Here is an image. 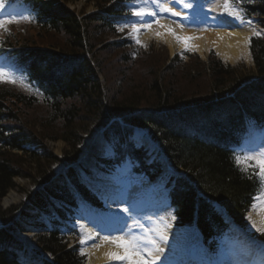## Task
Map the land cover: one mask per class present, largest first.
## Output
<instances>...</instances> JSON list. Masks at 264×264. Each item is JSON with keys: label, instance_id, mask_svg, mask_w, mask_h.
<instances>
[{"label": "trees", "instance_id": "1", "mask_svg": "<svg viewBox=\"0 0 264 264\" xmlns=\"http://www.w3.org/2000/svg\"><path fill=\"white\" fill-rule=\"evenodd\" d=\"M70 1L4 0L5 6L31 5L35 16L0 30V57L11 62L13 75L18 71L12 70V63L18 66L25 83L36 82L44 96L40 101L27 93L18 80L0 81V198L15 187L13 178L35 183L52 175L50 165L59 160L44 147V139L70 144L62 156L66 162L72 160L73 151L77 154L81 134L121 118L146 128L170 164L184 171L183 177L174 179L170 196L180 226L196 221L202 235L210 239L221 224L210 204L215 200L244 227L259 182L255 174L234 166L220 147L225 138L234 140L239 130L230 123L228 115L233 111L240 110L250 121H263L264 104L258 99L264 92V39L254 38L250 45L257 81L241 88L250 74L225 67L213 56L206 63L194 57V66L192 57L186 63L174 56L167 63L164 56L158 65L144 62L153 57L150 52L157 53L153 49L147 53L129 41L107 42L105 36L116 34L113 18L127 13L123 3L137 0H86L97 12L82 18L66 10L64 5ZM253 1L251 13L264 15V0ZM232 94L234 99H228ZM193 104L198 107L193 109ZM222 115L227 116L218 121ZM110 129L120 127L113 121ZM31 146L41 148L43 154L26 149ZM44 159L50 164H42ZM12 212L1 213L4 222ZM259 238L264 239V234ZM40 243L53 254L54 264H83L55 234L40 238ZM6 247L0 238V264H16Z\"/></svg>", "mask_w": 264, "mask_h": 264}, {"label": "bare ground", "instance_id": "2", "mask_svg": "<svg viewBox=\"0 0 264 264\" xmlns=\"http://www.w3.org/2000/svg\"><path fill=\"white\" fill-rule=\"evenodd\" d=\"M172 5L179 13H183L185 11V8H180L176 2L170 4V6ZM211 5L214 7L213 9ZM140 7L147 8L142 2L132 5V8L135 10ZM210 7L211 11H220L219 6L216 4L214 5L212 2L210 3ZM154 12L158 13L156 17H145L144 19L154 20V22L159 19V23H156L150 28H146L142 25L139 26V31L136 34L142 38V41H150V38L152 37L161 43L164 42L171 55H173L176 50L188 49L190 51L197 52L202 59H205L208 51L212 50L222 62H226L228 64L235 63L242 58L245 61H248L249 50L247 38L252 35L253 29L242 27L241 22L235 23L234 21L223 19L226 22V26H221L219 23L221 18H217L218 16L213 13V17L215 18V29L199 31L198 29L194 30L193 28H182L179 24L171 22L169 20V16L166 15L167 12H161L158 8L154 9ZM161 25H163V27H161ZM156 29L158 32L155 31ZM169 30H171V32H169ZM177 37H187L191 39L186 41L182 39L178 42ZM186 44L188 45L187 47L185 46ZM197 107V104L192 105L193 109H196ZM141 152L143 153L142 150ZM141 152L139 151L138 155H141ZM126 170V166H123L122 169L113 173L110 177L100 176L99 178L103 179L96 183H103L109 188V190L116 191L118 190V179L126 174ZM134 190L135 192L127 188L123 190L120 196V206H123L125 201L130 198L135 200L136 195L140 198L149 197L147 210H150V213L148 215H151L153 221L158 222V217L166 209L165 196L167 195V192L158 189L156 190L151 187V183L146 180L143 181L141 186H136V189ZM107 195H109V193H107ZM19 200L20 197L17 194L12 191L9 192L3 199L1 205L2 209L11 207L12 204L17 203ZM135 205H139V203ZM146 213L147 211L138 213L137 217L140 220H143L142 223L147 226L150 220H148V215L145 218ZM81 215L80 224L82 226L83 237L85 240V244L81 249L82 252L87 255L86 264H120V262L117 261H109L107 254L110 252H119L121 250L117 249L113 244L105 242L101 239L99 232L95 231L92 226H88V219L90 218V215ZM130 216L132 217L130 214L126 216L125 213L123 215H119L114 212L113 219L110 220L109 218L107 221L97 220V222L103 226L104 231H115L118 227H120L119 223L123 222V220H127L128 222ZM118 217L121 219H117ZM254 219L257 227L264 226V212L259 214V216H254ZM148 233L151 235L150 238L154 239L155 242L163 248V254L160 256V260L157 261L156 264H177V262H180L183 259V253H178L179 247L175 246L180 245L176 242H179V240L182 239L183 234L179 233L175 226L167 228L159 224V226L152 227ZM161 235L167 236V241L161 239ZM90 236L92 237L91 239H89ZM175 249H177V251L174 253ZM182 262L184 264H197L196 260H194L191 255L189 256V259L185 261L182 260Z\"/></svg>", "mask_w": 264, "mask_h": 264}, {"label": "rangeland", "instance_id": "3", "mask_svg": "<svg viewBox=\"0 0 264 264\" xmlns=\"http://www.w3.org/2000/svg\"><path fill=\"white\" fill-rule=\"evenodd\" d=\"M150 0H143V3L146 5V7L148 8V3L147 2H149ZM160 1H162V2H160ZM215 1H217V2H215ZM214 2H213V4L215 5H218L219 7H220V11H217V12H215V11H211V7H212V5H211V7H210V3L212 2V1H209V3L207 4L208 6H206V7H209V8H207L206 10H207V18L209 19V17H213V13H215V15L216 16H218V18H222V19H229V18H232V19H234V20H237V19H235L234 17H232V16H229L225 11H224V8H223V4H224V2L222 1V0H215ZM154 2H155V4L157 5L159 2L160 3H164L165 1L164 0H154ZM185 4H189V5H191L192 3H191V1H189V0H185V1H183ZM180 6H181V4H179ZM184 5V4H183ZM182 5V7H184ZM73 8V10H75V11H77V12H81L82 13V11L83 12H85V14H91V13H93V11H94V8L92 7V5L91 4H86V2L84 1V0H78V2H75V3H70L69 4V8ZM181 8V7H180ZM185 8H187V10H189V9H191L190 7H185ZM214 7H212V9H213ZM231 9V8H230ZM132 10V9H131ZM176 11V10H175ZM177 12V11H176ZM4 14V13H3ZM3 14H0V15H3ZM14 14H16L15 12L12 14V15H14ZM5 15V14H4ZM240 16H242V14H240ZM214 18V17H213ZM244 18V17H243ZM139 26V25H138ZM258 29L255 31V30H253L252 31V33H254V34H256V35H258V36H261V37H263L264 36V29L262 30V29H260L259 27H257ZM155 31H157V29L155 30ZM158 32V31H157ZM258 33V34H257ZM50 36V39L52 38V39H54L55 41H57V42H59V38L58 37H56V36H54V35H52V34H50L49 35ZM129 36V35H128ZM113 40H116V39H114L113 37H111V38H109L108 39V41H113ZM143 43V45H142V47H145V48H147V46H150V49H153L155 52H157V53H152V52H150V54H152L153 55V57H151L150 59L149 58H145L144 59V62H147V63H155V64H160V62L162 61V59H163V57L164 56H166V59H168V58H170L171 57V53L169 52V50H168V48L166 47V45L164 44V42H159L158 40H155L154 38H150V41L149 42H142ZM145 45V46H144ZM185 50H187V49H185ZM184 49H182L181 51H185ZM181 51H178V52H180L181 53ZM188 52H190V50H187ZM149 52V51H148ZM147 52V53H148ZM177 51H174V53H176ZM190 53H194V52H190ZM211 53H213L212 51H209V54H211ZM208 54V55H209ZM214 54H215V52H214ZM154 55H156L157 57H154ZM215 56H217L216 54H215ZM194 57H197L198 58V60L200 61V62H202V63H205V62H207V58H208V56H206V58L205 59H202L201 57H199V55L196 53V55H194V56H192V60H194ZM153 61V62H152ZM187 62L186 63H189V61L188 60H186ZM198 61V62H199ZM249 61V62H248ZM248 61H245L243 58L241 59V60H238L237 62H235V63H230L232 66H236V67H239V72H245V73H252L253 72V70H254V65H253V63H252V61H250L249 59H248ZM194 62H197V60H194V61H192V66H194L195 64H194ZM185 63V64H186ZM223 64H225V65H228V63H226V62H223ZM166 66V65H165ZM190 68V67H189ZM163 70V69H162ZM156 71H158V69L156 70ZM0 72H3L2 71V69L0 68ZM4 73V72H3ZM102 78V77H101ZM104 80V79H103ZM105 81V80H104ZM109 85H114V84H110V83H108ZM21 113H23V111L21 110ZM96 129V128H95ZM105 129V128H104ZM91 131V130H90ZM89 131V132H90ZM85 135H87V134H81L80 136H81V143L80 144H82L83 142H85L84 143V145L86 144V142L87 141H85ZM134 138L136 139V137H133L132 139L134 140ZM84 139V140H83ZM62 140V139H61ZM61 140H59V141H57V142H54V143H48L47 145H46V147H47V149H49V152H52L53 153V155H55L56 157H58L57 159L59 160V163H61V160H60V158H61V156H62V154H63V152L65 153V151H67V152H69V149H67L66 147H68V144H66V142L64 143L63 141H61ZM83 140V141H82ZM88 140V139H87ZM110 142H112V143H115V146H116V144L119 142V139H118V141L116 142V138H112L111 140H110ZM140 144H142L143 142H139ZM79 144V145H80ZM70 145V144H69ZM79 145H77V149L79 148V149H84V145L83 146H79ZM137 145V144H136ZM139 146V145H138ZM32 147V146H31ZM34 148V147H33ZM36 149V152H38V149L37 148H35ZM76 149V150H77ZM80 150V151H81ZM153 150V149H152ZM75 152L76 151H73L72 153H73V159L75 158L74 156H75ZM152 158H153V160H160V157H161V155H160V157H159V155L158 154H154V152L152 151ZM260 154H262V152H259V151H257V153H255L254 155H256V156H259ZM244 157V156H243ZM243 159V158H242ZM252 161V160H251ZM249 162V161H248ZM253 163V165L255 166V161H252ZM41 163L42 164H44L45 163V165H48V164H50V162H49V160H46V159H44V160H42L41 161ZM58 164V163H57ZM242 164H244V163H242ZM56 165V164H55ZM55 165H53V166H51V168H52V170L54 171V173L55 172H57L56 170H55V167L57 166H55ZM59 165V164H58ZM60 165H62V164H60ZM245 165V164H244ZM33 167V166H32ZM86 170H90V171H93L94 169L93 168H90V167H88V168H86ZM180 172H184V171H181L180 170ZM56 174V173H55ZM82 176V175H81ZM161 178H162V180H161V182H159V183H157L156 185H158L157 186V188L158 189H160V190H163L162 188H163V186L165 185V182H168V177H167V174H165L164 172H163V174L161 175ZM14 183L17 185V188H16V190H13L12 189V191L15 193V194H17L19 197H20V202L17 204V205H19L20 206V208L19 209H22V212L23 211H26L27 209H25L24 207H22V202L24 201V199H27L28 198V196H29V194H31L32 192H33V187L31 186V183H30V179H25V178H20V179H18V178H16L15 180H14ZM9 192H7L6 193V195L8 194ZM26 195V196H25ZM3 201V200H2ZM12 205H15V204H12ZM0 207H1V209H2V206H1V203H0ZM4 210V209H3ZM264 212V200H262V201H259V203L256 205V209L255 210H251V212H250V214H248V216H249V220H250V225H249V228H248V232H250V233H253V232H258L257 234H260V233H264V226H262V227H257L255 224H254V222H255V219H254V216H259V214H262ZM148 220H150L148 223H149V226L147 227V228H144V231H142L141 232V236L142 235H147L148 234V231L152 228V227H155V226H159V224L161 225V226H163V227H170V226H174L175 225V219H174V216H173V212L171 211V209H170V207H168V205H167V207H166V209H165V211H164V213L162 214V215H160L159 217H158V222L157 221H153L152 220V217H151V215H148ZM132 223L133 224H135L136 223V221L134 220V221H132ZM26 226V225H25ZM180 231H184L183 229L181 230L180 229ZM191 230H186L184 233H187L186 234V236H183L182 237V239H180L179 240V242H176V243H179L180 245H175V246H177V247H181L182 249H183V246L185 247V246H187V245H189V241H191V240H193V238L195 237V235H196V233H192V232H190ZM140 236V237H141ZM251 248H253L252 246H250L249 247V244L247 243V242H243V241H235V240H232V241H227V242H224V244H223V250H225V252H223V254H224V257H225V262L227 263V264H245L246 263V261H247V258L250 256V254H251V252H253L252 251V249ZM177 251V249H175V251H174V253ZM182 251V250H181ZM257 253V252H256ZM258 254V253H257ZM87 258V257H86ZM203 258V257H202ZM200 261L202 262V261H204L203 259H201L200 258ZM85 264H86V262H85Z\"/></svg>", "mask_w": 264, "mask_h": 264}, {"label": "snow or ice", "instance_id": "4", "mask_svg": "<svg viewBox=\"0 0 264 264\" xmlns=\"http://www.w3.org/2000/svg\"><path fill=\"white\" fill-rule=\"evenodd\" d=\"M176 2H179V0H176ZM184 7H190L189 4H184ZM5 7L4 0H0V11H2ZM157 7L161 12H167L170 13L171 16H179L180 13L173 11L171 7L168 6V4L164 3H158ZM224 11L229 15L234 17L235 19H243L238 12L230 9V5L228 0H224L223 4ZM133 15L138 17V20L136 21H125V23H130L132 27V34L135 35L139 31L138 25H142L146 28L151 27L152 21L145 20V17H156L158 15L157 12H154L148 8L140 7L133 11ZM17 22V18L15 16H7L4 18H0V30H6L5 25ZM156 23H159V20H156ZM219 23L221 26H226V22L223 19L219 20ZM163 27V25H161ZM171 32V30H169ZM258 34V33H257ZM189 40L191 38H180L177 37L178 42L181 40ZM137 43L139 41L137 40ZM188 46L187 44L185 45ZM5 73L0 72V78L5 77ZM7 82H14L11 77L7 78ZM255 161V166L258 167L259 172L258 175L261 178H264V153L260 154L259 156L256 155H245L243 159H241L240 156L236 157L237 164L244 163L246 166H248V161ZM125 215H129L132 209L124 208L121 209ZM121 219V218H117ZM133 226H129L127 224V220H123L122 226L115 231H108L105 232L101 239H103L105 242H109L113 244L117 249H120L119 252H110L107 254V257L109 261H117L120 262V264H156L157 261L160 260V256L163 254V248H161L154 239L149 238L147 236L140 237L134 233H132L131 228ZM129 229V231L125 232V229ZM120 233V234H118ZM92 237L90 236L89 239ZM164 241H167V236L161 235L160 237ZM81 244H85L84 238L81 239ZM81 255H84L82 252Z\"/></svg>", "mask_w": 264, "mask_h": 264}]
</instances>
